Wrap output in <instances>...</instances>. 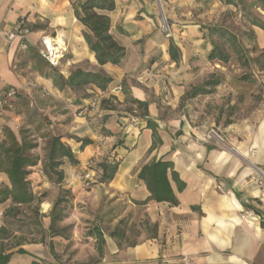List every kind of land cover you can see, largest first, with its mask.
Masks as SVG:
<instances>
[{
  "label": "crops",
  "instance_id": "crops-1",
  "mask_svg": "<svg viewBox=\"0 0 264 264\" xmlns=\"http://www.w3.org/2000/svg\"><path fill=\"white\" fill-rule=\"evenodd\" d=\"M79 1L0 0V28L9 29L23 20L30 30L24 38L26 48L20 47V39L8 42L0 35V95L10 87L21 94L30 89L28 82L39 81L58 95L73 92L72 103H79L69 126L74 137L61 140L78 163L72 165L64 159L60 186L70 189L78 200L81 188L106 185V192L127 199L129 208L143 207L145 218L135 220L134 211H129L126 225L120 221L125 215L116 212L117 218L105 229L99 224L84 228L74 223L71 236L48 235V241L41 242L28 237L34 235L31 218L28 235L16 225L20 214H5L11 203L7 200L0 204V226L8 230L0 239V249L11 253L7 264H264V101L244 111L242 104L251 97L245 95L236 101V88L227 81L215 84L202 78L203 73L217 70L208 59L213 37L204 30L219 26V13L231 4L227 0H161L168 24L165 31L156 0H115V9L108 12L110 32L126 54L119 64L100 66L75 16L74 5ZM252 31L264 52V30L252 26ZM42 35H56L65 43L61 74L67 77L79 67L102 69L111 78L108 91L99 94L100 89L91 85L81 91L55 88L40 67L43 59L36 44ZM171 41L179 51L178 62L170 58ZM116 85L121 90L110 93ZM200 87L206 92H195ZM230 93L231 100L222 98ZM95 94L101 96L99 105L86 117L77 116ZM129 99L145 102L146 115ZM233 106L238 108L232 111ZM128 114L142 119L130 125L125 119ZM220 115L222 131L238 155L203 140L204 121ZM9 116L8 107L0 109V141L3 126L13 129ZM147 122L160 140L155 146ZM82 138L92 143L81 149ZM159 159L171 162L168 178L176 204L155 200L141 203L150 193L138 174L144 165ZM88 160L89 167L85 166ZM104 160L117 163L108 182L100 181L99 164ZM172 171L184 184L181 190L171 179ZM87 172L93 174L88 189L81 178ZM33 176L44 177L42 170L32 172L29 178ZM1 183L9 185L5 172H0ZM43 204L48 205L46 209ZM51 206L48 200L40 203L44 230L50 223ZM95 229L103 237L101 253ZM116 229L123 230L124 235L114 232ZM147 229L150 234H146ZM131 230L138 232L132 241L127 237Z\"/></svg>",
  "mask_w": 264,
  "mask_h": 264
},
{
  "label": "rangeland",
  "instance_id": "rangeland-1",
  "mask_svg": "<svg viewBox=\"0 0 264 264\" xmlns=\"http://www.w3.org/2000/svg\"><path fill=\"white\" fill-rule=\"evenodd\" d=\"M159 4L161 12L160 23L163 29H167V21L163 20L162 14V1L156 0ZM233 3L221 11L222 22L219 27L226 29L229 33L236 36V42L234 43L228 38H220L217 33L204 30V33L213 37V42L224 49L229 55L228 61L223 63L219 60H213L211 62L217 65L215 72L203 73V81H227L228 84L236 88L235 100L244 98L245 95L251 97V101L247 104H242L244 111L253 108L255 103L259 100L264 101V52L259 47V40L253 34L252 25L247 20L246 11L243 10V6L247 7V10L251 11L262 20H264V11L260 8L251 6L254 1L257 0H232ZM206 28V27H204ZM239 47L241 50L239 51ZM40 67L43 73L48 71L49 66L43 60L40 59ZM219 67H223L220 71ZM245 75L247 79H241V76ZM198 80H201L200 77ZM36 85L30 87L28 91L21 92L16 96L12 102V105L8 107L10 111V118L13 123V131L17 137L26 139L36 143V146L29 150L34 155L40 165L46 160V152L48 149V140L52 135H59L60 137H74L72 132H69V126L73 112L78 108V102L72 103L73 92H65L63 94H57L50 87L42 84V81L35 82ZM229 97L227 94L223 95V99H232V94ZM233 110L238 107L233 106ZM223 109V108H222ZM238 111V110H237ZM224 120L221 115L218 118H210L204 121L206 125V133L213 129L217 131L222 137L223 142L217 143L214 140L209 142L221 148L229 149L238 155V150L228 143L227 137L222 131L221 123ZM3 138V137H2ZM205 138V136H204ZM203 138V140H204ZM106 159V157H104ZM65 163H68L65 160ZM64 163V164H65ZM63 165V164H62ZM95 165V163L93 164ZM30 174L37 169L33 167L28 168ZM255 172L261 174L260 171ZM28 175V178L30 177ZM34 177V176H33ZM31 189L41 198L43 201L48 200L52 204L57 197H64L65 201L58 205V208L65 213V217L57 222L58 227H64V236L72 235V226L77 223L80 227L88 228L93 224H99L102 228H107L111 225V222L115 218L114 213H120L123 218L120 219L121 223H128L127 214L129 211H134L135 220H144L143 207L129 208V202L127 199L118 197V194L109 195V191L106 192V185L104 187L93 185L92 189L84 190L81 188L79 199L74 200V196L71 194L70 189L63 188L60 185L48 180L44 173L43 178L34 177L30 179ZM42 201V202H43ZM47 204H43V208H47ZM40 208V205H39ZM114 211L112 214L106 215L107 212ZM19 219L16 225L19 229L24 230L28 235L30 231L29 218L33 219V214L29 209H24L20 213ZM42 217L38 219L41 221ZM66 218V219H65ZM23 221L20 223L19 221ZM118 221V220H117ZM19 222V223H18ZM34 235L28 236L30 240L40 239L43 234V228L40 225L34 223L33 226ZM150 230L147 229L146 234H150ZM138 232L131 230L127 237L132 241ZM48 235L45 237V241H48ZM83 239V238H81Z\"/></svg>",
  "mask_w": 264,
  "mask_h": 264
},
{
  "label": "trees",
  "instance_id": "trees-1",
  "mask_svg": "<svg viewBox=\"0 0 264 264\" xmlns=\"http://www.w3.org/2000/svg\"><path fill=\"white\" fill-rule=\"evenodd\" d=\"M241 3L243 0H240ZM229 3H233L232 0H227ZM74 12L78 22L84 27L82 30L83 38L85 39L89 50L93 52L95 60L98 65L102 66L106 63L119 64L124 58L126 51L125 47L121 45L111 34V20L108 12L115 9V0H81L74 5ZM251 6L260 8L264 11V0L254 1ZM243 10L246 11L247 20L250 25L256 26L264 30V20L247 10L246 6H243ZM119 31L120 28L118 29ZM209 32H215L220 38H228V40L236 42V36L226 31V29L219 26H210ZM169 55L171 60L178 62L179 51L177 47L171 41L169 43ZM241 47H239V51ZM229 55L216 43L212 44V49L208 53L209 60H219L223 63L227 62ZM47 64V63H46ZM49 66V65H48ZM46 72V76L52 79V83L58 90L70 89L72 91H81L86 86L91 85L100 89L99 94L108 91V83L111 78L102 69L98 70H86L82 68H76L72 70L67 77L60 73L59 68L50 67ZM241 79L245 80V75L241 76ZM218 81H215L217 84ZM101 92V93H100ZM195 92H206L202 87L195 90ZM126 94V91H125ZM20 94H17V96ZM86 96L85 94H82ZM130 103L136 104L138 108H141L142 115H146L147 106L145 102H140L135 99H129ZM147 126L152 128V146H155L160 142L154 126L147 122ZM3 138L0 141V172H5L9 179V185L0 184V204L7 200H10V206L5 211L8 217H15L24 209H29L33 214V222L41 226V222L38 219L41 217L39 212V205L43 201L31 189V182L28 175L30 174L29 167H33L37 170H42L49 181L61 185L63 183V170L60 167L64 159L70 164L74 165L78 163L71 148L65 144L59 135H52L48 140V149L46 152V160L40 165L37 164V158L32 155L29 150L36 146V143L27 141L24 138H18L16 133L9 126L2 127ZM80 148L92 143L88 138L79 139ZM101 169V182H108L113 178L114 173L117 170V163H109L104 160L99 164ZM171 168V162L167 160L159 159L152 161L149 164L144 165L138 176L142 179L150 193L149 197L141 203H145L147 200H155L157 202H169L176 204L177 199L170 186L168 178V170ZM171 179L175 181L177 189L181 190L184 186L183 182L172 171ZM64 197L60 196L52 202L51 209L49 211L50 223L46 230L43 229V234L40 237V241L44 242L46 234L49 236L61 235L64 227H58L57 222L61 221L65 217V213L58 208L61 202H64ZM264 227V222H261ZM42 228V226H41ZM118 230V231H117ZM114 232H118L120 236L124 235L123 230L116 229ZM113 232V233H114ZM8 233V230L4 226H0V239ZM97 234L98 247L97 250L101 253V245L103 244V237L98 229H95ZM112 233V234H113ZM49 246L52 247V243L49 242ZM20 251V249H19ZM11 253H4L3 248L0 249V264H7Z\"/></svg>",
  "mask_w": 264,
  "mask_h": 264
},
{
  "label": "built area",
  "instance_id": "built-area-1",
  "mask_svg": "<svg viewBox=\"0 0 264 264\" xmlns=\"http://www.w3.org/2000/svg\"><path fill=\"white\" fill-rule=\"evenodd\" d=\"M163 20L165 21L164 15L162 16ZM167 23V22H166ZM29 28L25 25V22L23 20H20L15 25H13L9 29H1L0 28V35L3 36L8 42L13 41L14 39H20V47L26 48L27 44L24 42L25 35L29 33ZM165 31H168V24L167 29ZM36 49L38 51L39 56L50 66L53 68H59L61 65V60L64 57L65 54V43L63 40L54 35H42L39 37L38 42L36 44ZM29 86H35L36 83L34 82H28ZM121 86L116 85L112 87L109 91L110 93H114L115 91H120ZM18 91L14 87H10L6 89L1 95H0V109H4L6 107H10L12 105L13 100L17 96ZM101 101V96L99 94L93 95L86 103L82 105V107L77 111V116L79 117H86V115L90 112V110L96 108ZM125 119L128 124L135 125L139 123V121L142 119L137 114H128L125 116ZM211 140L216 141L217 143L223 142V137L215 130L210 129L204 138L205 142H209ZM85 166H90V161L85 162ZM258 171V169L256 168ZM42 174L44 175V172L42 171ZM93 176L91 172H87L85 174L81 175V178L83 180V187L88 189L92 185V181L90 178ZM261 182V181H259ZM264 182V181H263Z\"/></svg>",
  "mask_w": 264,
  "mask_h": 264
}]
</instances>
